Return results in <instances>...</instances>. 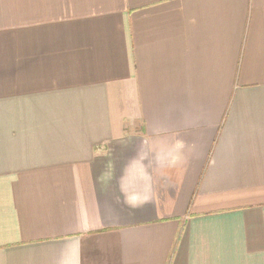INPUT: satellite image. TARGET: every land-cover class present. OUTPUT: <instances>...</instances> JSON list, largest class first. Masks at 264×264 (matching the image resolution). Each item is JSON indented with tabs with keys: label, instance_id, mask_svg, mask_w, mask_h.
Listing matches in <instances>:
<instances>
[{
	"label": "crops",
	"instance_id": "1",
	"mask_svg": "<svg viewBox=\"0 0 264 264\" xmlns=\"http://www.w3.org/2000/svg\"><path fill=\"white\" fill-rule=\"evenodd\" d=\"M0 264H264V0H0Z\"/></svg>",
	"mask_w": 264,
	"mask_h": 264
}]
</instances>
